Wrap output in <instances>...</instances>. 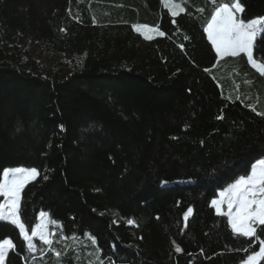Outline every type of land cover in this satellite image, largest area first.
I'll list each match as a JSON object with an SVG mask.
<instances>
[{
    "label": "trees",
    "instance_id": "1",
    "mask_svg": "<svg viewBox=\"0 0 264 264\" xmlns=\"http://www.w3.org/2000/svg\"><path fill=\"white\" fill-rule=\"evenodd\" d=\"M182 1L173 17L161 0H0V177L36 167L23 217L34 227L49 213L66 242L36 241L43 251L29 253L19 229L0 221V241L15 245L5 264H240L248 255L211 201L264 158V77L243 54L217 64L203 31L213 3ZM243 4L241 18L264 16V0ZM136 24L165 35L145 40ZM21 38L52 52V65L26 59L12 45Z\"/></svg>",
    "mask_w": 264,
    "mask_h": 264
},
{
    "label": "snow or ice",
    "instance_id": "2",
    "mask_svg": "<svg viewBox=\"0 0 264 264\" xmlns=\"http://www.w3.org/2000/svg\"><path fill=\"white\" fill-rule=\"evenodd\" d=\"M163 2L169 7L173 17L185 11L180 3L173 4L170 0H163ZM211 2L214 10L210 19L206 21L203 31L215 51L217 64L225 58H238L243 54L248 64L264 77V56L255 54L256 49L264 48V16L241 18V14L245 12L243 0H211ZM198 11L204 10L198 9ZM133 28L143 35L145 40L153 39L150 33L158 36L165 35L158 30V26L136 24ZM205 71L211 70L206 68ZM257 114L264 115V113ZM39 175L40 172L36 167H7L2 170V177H0V197L4 198L3 202H0V221L9 222L19 229L29 253L43 251L38 249L34 238L52 250L53 237L56 233L50 230V225L58 226L57 221L51 219L49 213L44 211L39 213L40 222L34 227L23 217L22 193L25 187L35 181ZM43 178L47 179V176ZM211 207L215 209L217 216L227 217V224L235 237L246 239L245 244L235 249L248 253L246 257L241 258L240 264H260L264 261V159H257L251 164L250 170L220 191L219 198L211 201ZM192 214V207H188L183 215L185 228ZM127 224L135 225L136 222L128 219ZM72 239L75 240L76 237ZM88 239L92 245H97V239L94 236H89ZM257 243L259 248L255 250L254 245ZM14 248L15 245L11 239L0 241V264H5L9 250ZM182 251L179 245L175 246V252ZM55 255L57 258L61 257L58 251Z\"/></svg>",
    "mask_w": 264,
    "mask_h": 264
},
{
    "label": "rangeland",
    "instance_id": "3",
    "mask_svg": "<svg viewBox=\"0 0 264 264\" xmlns=\"http://www.w3.org/2000/svg\"><path fill=\"white\" fill-rule=\"evenodd\" d=\"M161 2L163 3L164 7L171 14L169 7L165 6L163 0H161ZM170 2L173 4L174 3H180L182 6L183 1L182 0H170ZM136 33H138V32H136ZM138 34H140V33H138ZM150 35L153 36V39L161 37V36L156 35L155 33H150ZM141 36H143V35H141ZM12 45L18 47L26 59H34L41 65H52V63L54 62V60L56 58V56L52 52H49V51L43 49L42 47H40L39 45L32 43L30 41V39H28V38L17 39L12 43ZM217 198H219V194H218ZM217 198H215V199H217ZM3 199H4L3 197H0L1 202H3ZM225 210H226V206H225ZM225 218H227V217H225ZM39 222H40V218H39ZM50 230L56 233V236L53 237L54 243H57L58 245H63L64 243H66L65 239H61V236H59V231H60L59 225L58 226L50 225ZM36 241H38L40 244H42L38 239L34 238V243H36Z\"/></svg>",
    "mask_w": 264,
    "mask_h": 264
}]
</instances>
